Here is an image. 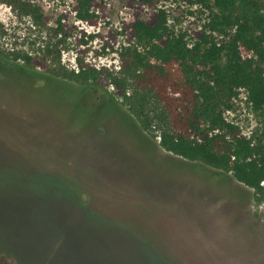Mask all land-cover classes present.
<instances>
[{
	"label": "rangeland",
	"instance_id": "1",
	"mask_svg": "<svg viewBox=\"0 0 264 264\" xmlns=\"http://www.w3.org/2000/svg\"><path fill=\"white\" fill-rule=\"evenodd\" d=\"M35 1L51 18L48 27L0 2L1 48L24 50L54 35L49 26L63 15L73 34L64 62L75 67L85 54L111 70L135 38V18L151 21L165 9L170 26L194 40L209 14L196 0H94L98 20L88 22L76 19V0ZM233 108L226 114L245 133L260 125L245 92ZM157 133L108 79L85 85L0 55V264H44L49 254L54 264H76L56 250L69 234L65 224L127 264H264V201L254 188L167 150ZM29 207L32 235L17 227Z\"/></svg>",
	"mask_w": 264,
	"mask_h": 264
},
{
	"label": "trees",
	"instance_id": "2",
	"mask_svg": "<svg viewBox=\"0 0 264 264\" xmlns=\"http://www.w3.org/2000/svg\"><path fill=\"white\" fill-rule=\"evenodd\" d=\"M93 1L76 0L77 20H98ZM196 1L209 12L199 38L191 40L186 32L173 29L165 9L155 12L151 21L137 17L131 22L134 40L118 50L119 70L96 66L85 54L77 56L75 67L65 63L63 51L73 34L63 15L57 18L55 27L49 26L54 35L42 34L24 50L0 47V55L85 85H97L108 79L122 91L124 102L142 126L158 132L164 148L188 160L203 161L232 172L239 181L254 188L256 199L261 202L264 201V0ZM0 2L9 3L15 12L28 16L34 26L44 28L51 23L35 0ZM242 89L253 110L263 116L250 134L226 114V110L234 109V100ZM25 211L27 218L17 227L20 232L29 231L32 235L33 211L30 207ZM68 226L65 224L69 234L59 241L56 250H66L64 253L76 264L94 261L127 264L114 258L115 252L104 249L107 245L101 240L73 235L74 228ZM23 245L24 250H30L29 242ZM58 253L61 254L57 252V257ZM55 257L45 255L44 264H54ZM61 260H65L63 254Z\"/></svg>",
	"mask_w": 264,
	"mask_h": 264
},
{
	"label": "water",
	"instance_id": "3",
	"mask_svg": "<svg viewBox=\"0 0 264 264\" xmlns=\"http://www.w3.org/2000/svg\"><path fill=\"white\" fill-rule=\"evenodd\" d=\"M26 239H28V238H26ZM25 239V240H26ZM26 243V242H25ZM30 243V242H29ZM30 246H31V244H30ZM30 249H31V247H30ZM29 251H31V250H29ZM33 251H36V250H33ZM102 252H104V253H108L106 250L105 251H103L102 250ZM92 264H111V263H98L97 261H94Z\"/></svg>",
	"mask_w": 264,
	"mask_h": 264
},
{
	"label": "built area",
	"instance_id": "4",
	"mask_svg": "<svg viewBox=\"0 0 264 264\" xmlns=\"http://www.w3.org/2000/svg\"><path fill=\"white\" fill-rule=\"evenodd\" d=\"M242 92H245V93H246V91H245L244 89L241 90V93H242ZM241 93H240V94H241ZM246 95H247V93H246ZM237 123H238V122H237ZM239 124H240V123H239ZM241 126H242V125H241ZM242 128H243V127H242Z\"/></svg>",
	"mask_w": 264,
	"mask_h": 264
}]
</instances>
